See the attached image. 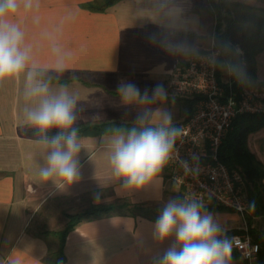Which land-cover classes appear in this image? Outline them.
<instances>
[{"label":"crops","instance_id":"obj_1","mask_svg":"<svg viewBox=\"0 0 264 264\" xmlns=\"http://www.w3.org/2000/svg\"><path fill=\"white\" fill-rule=\"evenodd\" d=\"M92 1L22 0L7 18L24 33L21 47L29 59L19 77L0 80V264H48L59 244L51 232L65 226V214L92 205L126 203L142 206L146 215L118 208L82 221L66 237L63 264H154L175 241L174 234L156 239L154 226L166 203L182 195L169 187L164 166L144 188H121L111 162L114 141L131 132H121L118 125L102 133H77L79 176L72 184L56 175L42 177L50 152L44 141L62 130L42 133L31 123L29 113L44 96L29 94L27 77L31 71L33 85L47 84L48 97L66 91L74 98V128L107 123L159 127L165 113L171 117L168 126L180 125L187 117L185 100L191 98L172 93V75L189 54L207 50L225 24L216 21L207 0H121L102 12L85 7ZM256 61V84L263 85L264 51ZM129 82L141 94L147 92L148 101H125L118 85ZM157 86L162 96H154ZM206 213L224 233L238 220L229 210ZM51 264L59 263L52 259Z\"/></svg>","mask_w":264,"mask_h":264},{"label":"clouds","instance_id":"obj_2","mask_svg":"<svg viewBox=\"0 0 264 264\" xmlns=\"http://www.w3.org/2000/svg\"><path fill=\"white\" fill-rule=\"evenodd\" d=\"M22 0H0V80L19 77L27 67L28 54L22 49L24 33L7 19L15 14ZM25 7L30 4L25 3ZM35 73H28L30 95H43L39 107L29 113L31 123L42 133L55 127L61 129L51 139H45L50 148L47 167L41 169L44 179L56 175L67 184L77 180L79 173L74 159L80 151L76 121V101L66 91L48 97V85L37 82L33 85ZM118 91L125 101H148L147 92L141 94L133 83H121ZM163 95L161 86L154 90V96ZM140 122L145 120L141 116ZM159 127H144L139 132L134 128L127 139L123 136L114 141L112 165L117 178H122L121 188L141 189L152 182L167 162L173 141L179 130L169 128L171 117L163 114ZM119 194V190H117ZM100 193L94 199L99 201ZM202 205L195 200H169L163 207L154 226V236L164 241L175 235L174 243L154 264H230L233 241L224 235V229L212 215L201 211Z\"/></svg>","mask_w":264,"mask_h":264},{"label":"built area","instance_id":"obj_3","mask_svg":"<svg viewBox=\"0 0 264 264\" xmlns=\"http://www.w3.org/2000/svg\"><path fill=\"white\" fill-rule=\"evenodd\" d=\"M220 55L212 41L207 50L189 54L185 65L172 75V93L196 101L193 115L178 128L166 162L167 174L182 200H195L202 206L215 203L244 221L242 233L230 238L232 251L254 264L260 245L252 240L246 222L250 214L247 181L240 170H230L221 162L219 150L238 115L264 113V86L243 90L238 98L231 94L224 99V88L217 77ZM226 69L223 83L230 88L232 71L229 65Z\"/></svg>","mask_w":264,"mask_h":264},{"label":"trees","instance_id":"obj_4","mask_svg":"<svg viewBox=\"0 0 264 264\" xmlns=\"http://www.w3.org/2000/svg\"><path fill=\"white\" fill-rule=\"evenodd\" d=\"M119 1L121 0H93L85 5V7L91 11L102 12ZM208 4L210 12L216 18V21H223L225 24L224 31L216 33L213 37L214 47L221 54L217 61V77L224 88V99L231 94H235L238 98L243 89L256 84V57L264 51V9L237 1L208 0ZM227 65H229L232 71V85L230 88L227 83H223L222 81V74ZM195 101L196 98L185 100L187 117L184 122L193 115ZM112 125H118L121 132H131L134 128L139 132L144 127H153L148 125L107 123L79 127L76 130L77 133L96 134L102 133L105 128ZM180 125L176 124L168 127L178 129ZM263 127L264 113L238 115L233 120L231 128L219 150L221 162L230 170L241 167L240 171L246 178V191L248 193L250 208V214L246 217V222L252 240L260 245L257 264H264V232L257 233L252 228V222L260 210H264V187L261 186V182L264 179V165L250 153L247 141L253 132ZM253 190L258 191V193L255 194ZM118 208L128 209L132 215L146 211L142 206L130 207L128 204L123 203L119 206L113 204L92 205L81 212L65 214L67 220L65 226L60 230L51 232V234L57 237L59 244L57 251L50 254L46 259L47 263L51 264L52 259L58 261L59 264L64 263L65 256L63 249L66 237L79 223L96 217L108 216ZM201 211L218 212L228 210L215 203H210L202 206ZM142 214L146 215L145 213ZM238 233H242V230L234 228L225 232L224 235L231 238V236ZM240 258L235 251L231 252V260H238Z\"/></svg>","mask_w":264,"mask_h":264},{"label":"rangeland","instance_id":"obj_5","mask_svg":"<svg viewBox=\"0 0 264 264\" xmlns=\"http://www.w3.org/2000/svg\"><path fill=\"white\" fill-rule=\"evenodd\" d=\"M221 1H225V2L237 1V2H241V3L247 4V5H248V3H250L251 5L253 4L254 7H257V6L264 7V0H260V1H263L261 3H258L257 0H221ZM207 2H208V0H207ZM226 70L227 69H225L223 71L222 81L227 79V76H226L227 71ZM261 86H264V84L263 85H261V84H253L249 88H245L243 90H248V89L257 88V87H261ZM247 147H248L250 153H252L255 156V158L257 160H259L264 165V127L259 129V130H257V131H255V132H253L248 137ZM164 167L166 168V172H168L166 164L164 165ZM236 169L241 170V167L236 168ZM261 186L264 187V179L261 182ZM169 187L170 188H175L174 185L171 182L169 183ZM253 191L255 192V194L258 193V191H256V190H253ZM246 199L249 202L247 191H246ZM237 218H238V220L235 223L234 228L240 230L241 228L244 227V221L239 216ZM252 228H254L257 233L264 232V210H260L259 214L253 218ZM257 263H258V261H255L254 264H257ZM230 264H247V263L243 259L240 258L238 260H230Z\"/></svg>","mask_w":264,"mask_h":264}]
</instances>
